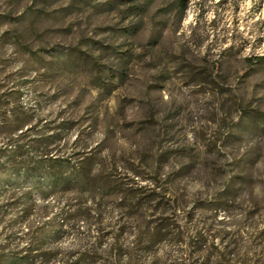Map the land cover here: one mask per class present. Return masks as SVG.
<instances>
[{
  "label": "rangeland",
  "instance_id": "1",
  "mask_svg": "<svg viewBox=\"0 0 264 264\" xmlns=\"http://www.w3.org/2000/svg\"><path fill=\"white\" fill-rule=\"evenodd\" d=\"M0 0V264H264V0Z\"/></svg>",
  "mask_w": 264,
  "mask_h": 264
},
{
  "label": "trees",
  "instance_id": "2",
  "mask_svg": "<svg viewBox=\"0 0 264 264\" xmlns=\"http://www.w3.org/2000/svg\"><path fill=\"white\" fill-rule=\"evenodd\" d=\"M190 0H176L175 2V7L181 11V12H185L188 8V4H189Z\"/></svg>",
  "mask_w": 264,
  "mask_h": 264
},
{
  "label": "clouds",
  "instance_id": "3",
  "mask_svg": "<svg viewBox=\"0 0 264 264\" xmlns=\"http://www.w3.org/2000/svg\"><path fill=\"white\" fill-rule=\"evenodd\" d=\"M253 3H259V0H245V8H250Z\"/></svg>",
  "mask_w": 264,
  "mask_h": 264
}]
</instances>
